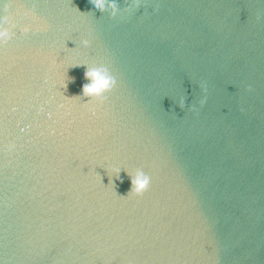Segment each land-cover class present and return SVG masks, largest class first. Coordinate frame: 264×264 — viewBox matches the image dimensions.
Masks as SVG:
<instances>
[{
  "label": "water",
  "instance_id": "1",
  "mask_svg": "<svg viewBox=\"0 0 264 264\" xmlns=\"http://www.w3.org/2000/svg\"><path fill=\"white\" fill-rule=\"evenodd\" d=\"M115 2L0 0V264H264V0Z\"/></svg>",
  "mask_w": 264,
  "mask_h": 264
},
{
  "label": "clouds",
  "instance_id": "2",
  "mask_svg": "<svg viewBox=\"0 0 264 264\" xmlns=\"http://www.w3.org/2000/svg\"><path fill=\"white\" fill-rule=\"evenodd\" d=\"M91 9L93 12L105 11V5L107 4L112 8L111 15H116L117 8L115 6V0H89ZM83 72V77L87 80V83L81 86V95L88 98L102 97L103 94L108 91L114 84L115 80L108 73V70L102 66L100 67H88ZM66 87V84L65 86ZM203 100L200 101L203 104ZM179 107L185 106V98H181L177 104ZM120 172L116 171L115 176ZM131 182V189L129 192L140 194L145 191L150 183V177L142 170H136L134 174H128Z\"/></svg>",
  "mask_w": 264,
  "mask_h": 264
}]
</instances>
